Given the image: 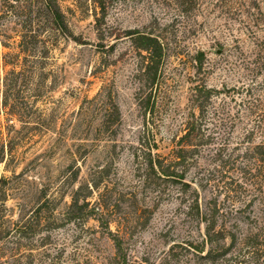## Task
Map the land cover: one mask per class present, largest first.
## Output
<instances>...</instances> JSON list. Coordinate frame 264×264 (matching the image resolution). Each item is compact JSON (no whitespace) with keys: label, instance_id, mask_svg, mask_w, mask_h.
I'll return each instance as SVG.
<instances>
[{"label":"rangeland","instance_id":"rangeland-1","mask_svg":"<svg viewBox=\"0 0 264 264\" xmlns=\"http://www.w3.org/2000/svg\"><path fill=\"white\" fill-rule=\"evenodd\" d=\"M11 1L0 0V137L13 145L0 162L4 219L37 203L41 188L60 212L80 187L90 193L83 213L94 211L20 238L0 236V264H264V183L229 174L215 155L225 140L234 156L245 142L246 114L233 116L242 106L234 87L253 76L252 59L264 47V0H57L70 34L47 37L56 44L35 59L33 79L22 75L17 103L10 95L4 106L3 53L16 48L19 33ZM130 29L156 34L165 46L150 104ZM201 83L223 89L203 120L214 144L189 158L182 180L147 178L137 158L141 141L144 151L171 158ZM228 174L238 182L226 200ZM197 192L201 202L218 193L231 205L229 227L239 235L259 231V256L239 246L229 261L207 262L191 248L167 255L174 242L200 239L195 207H187Z\"/></svg>","mask_w":264,"mask_h":264},{"label":"trees","instance_id":"trees-1","mask_svg":"<svg viewBox=\"0 0 264 264\" xmlns=\"http://www.w3.org/2000/svg\"><path fill=\"white\" fill-rule=\"evenodd\" d=\"M9 6L18 14L19 33L15 41V49H11L7 41L3 43L4 46L10 48L3 53V64L7 66L2 80V104L4 106H7L10 95L17 103L19 100L18 88L24 82L22 75L28 73L33 79L39 67L35 59L50 52L51 45L56 44L57 39L49 41L47 37L50 34L56 35L57 38L58 36L68 37L70 34L65 15L57 0H14L9 2ZM126 35L141 55L139 73H141L143 84L149 87L146 99L150 104L154 94L153 90L160 86L159 77L166 55L164 43L158 35L139 29H130ZM198 56L199 63L202 65L205 52L201 50ZM252 63L255 70L253 76L249 75L247 81L237 88L234 87L240 94V105L242 106L241 109L233 112V116L240 115L241 111L246 114V127L243 133L245 142H242L243 146L239 147L237 156H234L235 151L229 150L230 141L225 140L223 145L215 148V155L218 156V166L230 167L229 174L238 172V175L242 176L245 181L248 178L258 181L260 187L264 183V47L254 55ZM222 90V88L209 86L206 83L195 86L193 98L196 110H193L188 116L184 132L179 136L171 158L154 152L152 147L148 151H144V144L141 141L137 158H143L141 161L145 164L147 178L152 175L154 180L177 179V177H181L182 180L185 175L183 168L187 165L189 158L200 152L207 144H214L209 139L210 135L205 132L203 120L212 98L219 96ZM114 108L120 117L118 106L116 105ZM17 116V119H22L21 115ZM12 147L10 141H4L0 137V162L6 163ZM229 174L224 181L223 189L225 196L228 194L226 200H228L231 190L236 189L235 182H238L233 178L229 179L231 177ZM73 178L75 179L76 176ZM5 180L6 176L0 175V236L6 237L12 231L11 236L20 238L22 234L26 235L28 232H32L38 225L53 222L57 225L80 217L86 219L93 214L91 212L94 210H89L90 213H86V215L83 213L89 202L87 198L90 193L80 194V187L73 189L70 202L60 212H57L59 203L53 202L54 199L46 195V189L41 188V195L37 203L19 212L14 221L4 219L6 218L4 211L7 208L5 205L7 195L3 185ZM200 184L204 187L201 181ZM92 187L98 188L97 183ZM224 202L225 200L222 201L218 193L201 202L200 194L197 192L187 207L189 210L195 207L200 239L193 241L188 239L185 241L186 244L174 242L167 255H174L177 247L191 248L207 262L229 261L231 258L228 254L239 246V249H246L251 256H259V231L249 230L247 233L239 235L231 229L228 222L233 209H231V205L227 207ZM117 249L120 250L118 245Z\"/></svg>","mask_w":264,"mask_h":264}]
</instances>
